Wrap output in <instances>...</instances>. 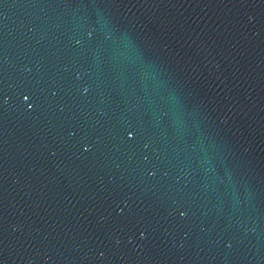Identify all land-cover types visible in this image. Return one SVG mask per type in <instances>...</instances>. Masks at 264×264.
<instances>
[{
    "label": "water",
    "instance_id": "1",
    "mask_svg": "<svg viewBox=\"0 0 264 264\" xmlns=\"http://www.w3.org/2000/svg\"><path fill=\"white\" fill-rule=\"evenodd\" d=\"M0 264H264V0H0Z\"/></svg>",
    "mask_w": 264,
    "mask_h": 264
}]
</instances>
